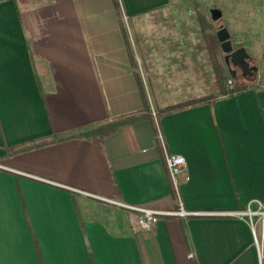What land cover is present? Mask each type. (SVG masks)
<instances>
[{
	"label": "crops",
	"instance_id": "1",
	"mask_svg": "<svg viewBox=\"0 0 264 264\" xmlns=\"http://www.w3.org/2000/svg\"><path fill=\"white\" fill-rule=\"evenodd\" d=\"M168 4L0 0V264H258L248 223L209 214L264 205L263 85L162 117L161 148L149 120L75 136L143 112L123 19ZM145 205L189 215L144 231Z\"/></svg>",
	"mask_w": 264,
	"mask_h": 264
},
{
	"label": "rangeland",
	"instance_id": "2",
	"mask_svg": "<svg viewBox=\"0 0 264 264\" xmlns=\"http://www.w3.org/2000/svg\"><path fill=\"white\" fill-rule=\"evenodd\" d=\"M123 23L154 114L160 107L216 94L213 56L228 74L216 36L221 28L228 30L233 50L243 47L249 66L256 68L243 77L231 67L236 83L264 86V0H169L161 10Z\"/></svg>",
	"mask_w": 264,
	"mask_h": 264
},
{
	"label": "trees",
	"instance_id": "3",
	"mask_svg": "<svg viewBox=\"0 0 264 264\" xmlns=\"http://www.w3.org/2000/svg\"><path fill=\"white\" fill-rule=\"evenodd\" d=\"M199 15H200V13L197 16L200 17ZM127 45H128V48H129V51L131 54L132 64L135 67V60L133 58L131 46H130V43L128 42V40H127ZM211 61L214 65V69L216 71V77H217V83H218V91L216 92V94L206 95V96H201V97H195V98H192V99L187 100V101H183V102H179L176 104H171V105H167L164 107H160L156 110V113L154 114L148 100L145 97L143 85L141 83L139 75L136 74L137 80L139 83V87H140V91H141V94L143 97V103H144L143 112L140 114H135V115L124 117L122 119H119V120L114 121V122L109 123V124L101 125V126L96 127L92 130L76 134L75 136H77V137H91L95 142H97L98 144L101 145L103 143V141L108 136L115 133L122 126L133 124V123H136V122L141 121V120H149L155 126L156 143L161 148L162 144L160 142V136L161 135L159 134L160 133L159 132L160 131L159 121L162 117H164L168 114L174 113V112L182 111L185 109H189V108L197 107V106H201V105H209L210 107H212L215 104V102L217 100H219L220 98L233 97V96L239 95L243 91L252 87V85H243V84H239V83L237 84L235 81L236 78L235 79L231 78V75H230L228 69H227L228 74H226V71L221 73L220 64L217 61V58L215 56H213L211 58ZM224 67H227L225 64V61H224ZM228 79H230L232 81V88L231 89L227 88V86H226V81ZM49 143H51V141L46 140V141H41V142L29 143V144H25V145L18 146V147H9L8 153L9 154L20 153L23 151H27V150H31V149H34L37 147L47 145ZM169 182H170L171 195L175 196V190H174L173 184L171 183L170 179H169ZM142 207L154 210L155 206L145 205ZM127 211H129V210H127ZM131 212H134V211H131ZM134 213L137 214V212H134Z\"/></svg>",
	"mask_w": 264,
	"mask_h": 264
},
{
	"label": "built area",
	"instance_id": "4",
	"mask_svg": "<svg viewBox=\"0 0 264 264\" xmlns=\"http://www.w3.org/2000/svg\"><path fill=\"white\" fill-rule=\"evenodd\" d=\"M227 88H232V81L228 79L226 81ZM165 163L167 167L168 177L173 184L175 194L177 199L178 196V176L184 170L186 166L185 158L178 154H168L165 153ZM179 202V200H178ZM138 215V223L142 230L151 231L161 218L168 217H181L184 218L189 215L182 207L179 205L176 213L157 211L149 208L138 207L136 209ZM209 215H222L237 218L240 220H245L252 233L253 243L256 248L258 256V264H264V205L258 201L254 200L249 202L243 209L234 210L231 212H212ZM260 228V233L257 236L256 229ZM191 257V256H190Z\"/></svg>",
	"mask_w": 264,
	"mask_h": 264
},
{
	"label": "water",
	"instance_id": "5",
	"mask_svg": "<svg viewBox=\"0 0 264 264\" xmlns=\"http://www.w3.org/2000/svg\"><path fill=\"white\" fill-rule=\"evenodd\" d=\"M212 14L213 19H216L218 12L213 11ZM216 36L220 42L221 51L225 54L224 61L231 78H236V70L231 69V67L239 69L243 77L252 76L253 72L256 71V68L249 66L248 60L250 57L243 47L233 50L228 30L226 28H221L217 31Z\"/></svg>",
	"mask_w": 264,
	"mask_h": 264
}]
</instances>
